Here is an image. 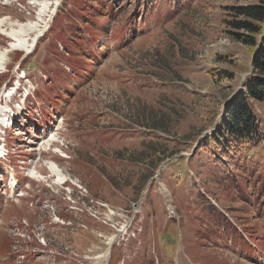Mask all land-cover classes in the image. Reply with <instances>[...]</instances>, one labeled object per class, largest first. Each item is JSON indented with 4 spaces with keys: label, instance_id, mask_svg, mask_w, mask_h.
<instances>
[{
    "label": "rangeland",
    "instance_id": "374dc122",
    "mask_svg": "<svg viewBox=\"0 0 264 264\" xmlns=\"http://www.w3.org/2000/svg\"><path fill=\"white\" fill-rule=\"evenodd\" d=\"M178 2L0 0L1 29H49L0 71V125L21 114L0 131V264H264V144L208 141L253 77L229 22L259 0Z\"/></svg>",
    "mask_w": 264,
    "mask_h": 264
},
{
    "label": "trees",
    "instance_id": "16d2710c",
    "mask_svg": "<svg viewBox=\"0 0 264 264\" xmlns=\"http://www.w3.org/2000/svg\"><path fill=\"white\" fill-rule=\"evenodd\" d=\"M181 2L179 0L178 4ZM147 3L145 1L142 4L147 6ZM235 13L237 18L244 20L229 22L233 40L240 42L243 39L244 44L254 49L256 55L252 59L253 77L235 92L224 110L222 123L208 140L214 144L219 155L227 159H232L233 155L243 150L264 144V125L252 107L253 103L264 105V0H259L258 5L237 9ZM155 126L159 127V124ZM247 172L242 171L241 175Z\"/></svg>",
    "mask_w": 264,
    "mask_h": 264
},
{
    "label": "bare ground",
    "instance_id": "6f19581e",
    "mask_svg": "<svg viewBox=\"0 0 264 264\" xmlns=\"http://www.w3.org/2000/svg\"><path fill=\"white\" fill-rule=\"evenodd\" d=\"M4 23H0V27L3 26ZM39 26V25H38ZM3 32L8 33V35L15 41L14 43H11L10 48H7L5 50H0V71L7 68L9 64V55L13 51H19L23 52L24 55H30L38 43V41L47 33V29H42L40 26L37 27V24L35 26L30 27H20L19 29H12L11 32H7L4 29ZM30 34H34L35 37L32 41H28L26 37H28ZM10 38V39H11ZM11 39V40H12ZM15 52V53H16ZM9 54V55H8ZM54 171L56 172V167H54ZM59 173V170H57ZM60 178H64V174L61 172L58 174Z\"/></svg>",
    "mask_w": 264,
    "mask_h": 264
}]
</instances>
